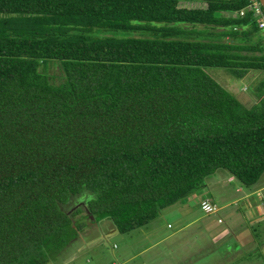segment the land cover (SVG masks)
Here are the masks:
<instances>
[{
  "label": "trees",
  "instance_id": "16d2710c",
  "mask_svg": "<svg viewBox=\"0 0 264 264\" xmlns=\"http://www.w3.org/2000/svg\"><path fill=\"white\" fill-rule=\"evenodd\" d=\"M244 3L0 0V264L140 226L219 169L258 179L264 78L245 104L207 71H264Z\"/></svg>",
  "mask_w": 264,
  "mask_h": 264
},
{
  "label": "rangeland",
  "instance_id": "374dc122",
  "mask_svg": "<svg viewBox=\"0 0 264 264\" xmlns=\"http://www.w3.org/2000/svg\"><path fill=\"white\" fill-rule=\"evenodd\" d=\"M207 71L245 104L256 99L252 86L264 78L263 70L250 69L241 78L221 67ZM217 171L183 201L128 231L110 222L87 224L45 264H264V170L251 185ZM202 198L217 210L204 212Z\"/></svg>",
  "mask_w": 264,
  "mask_h": 264
},
{
  "label": "built area",
  "instance_id": "2783aa9c",
  "mask_svg": "<svg viewBox=\"0 0 264 264\" xmlns=\"http://www.w3.org/2000/svg\"><path fill=\"white\" fill-rule=\"evenodd\" d=\"M204 0H177L179 6H194L196 3L203 2ZM237 16H244L249 13L254 21L262 40L264 41V7L259 0H245V3L237 8L235 11ZM200 208L206 213H213L217 210V205L209 198H202L199 201ZM219 220V218H218Z\"/></svg>",
  "mask_w": 264,
  "mask_h": 264
},
{
  "label": "crops",
  "instance_id": "0c3cea01",
  "mask_svg": "<svg viewBox=\"0 0 264 264\" xmlns=\"http://www.w3.org/2000/svg\"><path fill=\"white\" fill-rule=\"evenodd\" d=\"M228 90H229V89H228ZM182 201H183V200H182ZM254 209H255V208H254ZM255 211L258 212L259 214H260V212H261V211L259 212L257 209H255L254 212H255ZM256 212H255V213H256ZM262 213H263V211H262ZM256 217H257V216H256ZM103 221H104V222H110V223H111V221L108 220V219H101V220L97 221L98 225L101 224ZM95 223H96V222H95ZM95 223H94V224H95ZM111 224H112V223H111ZM95 225H96V224H95ZM112 225H113V224H112Z\"/></svg>",
  "mask_w": 264,
  "mask_h": 264
},
{
  "label": "water",
  "instance_id": "95a60500",
  "mask_svg": "<svg viewBox=\"0 0 264 264\" xmlns=\"http://www.w3.org/2000/svg\"><path fill=\"white\" fill-rule=\"evenodd\" d=\"M261 5L264 7V0H259Z\"/></svg>",
  "mask_w": 264,
  "mask_h": 264
}]
</instances>
